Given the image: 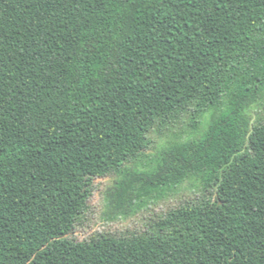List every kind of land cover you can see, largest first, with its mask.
Here are the masks:
<instances>
[{"label":"trees","instance_id":"obj_1","mask_svg":"<svg viewBox=\"0 0 264 264\" xmlns=\"http://www.w3.org/2000/svg\"><path fill=\"white\" fill-rule=\"evenodd\" d=\"M263 100L264 0H0V264H264ZM104 177L107 221L202 195L66 238Z\"/></svg>","mask_w":264,"mask_h":264},{"label":"rangeland","instance_id":"obj_2","mask_svg":"<svg viewBox=\"0 0 264 264\" xmlns=\"http://www.w3.org/2000/svg\"><path fill=\"white\" fill-rule=\"evenodd\" d=\"M264 108V100L259 105L250 109V114ZM187 132L186 124L178 125L168 134L171 138L172 133L178 136H185ZM162 143V142H161ZM160 144V140H158ZM114 177L93 178L90 183L91 194L88 199V210L83 217L81 224L75 226L74 230L66 238L74 242L88 241L97 234L120 236L129 234H140L144 232L149 223L169 210L179 205L192 202L201 197V184L197 180H187L166 198L148 203L136 214L127 218H120L116 221H107L102 216L105 210V194L112 189Z\"/></svg>","mask_w":264,"mask_h":264}]
</instances>
